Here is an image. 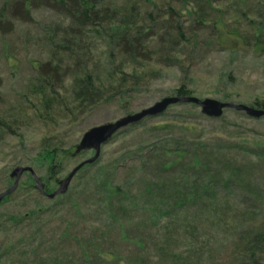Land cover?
I'll return each mask as SVG.
<instances>
[{"label":"rangeland","instance_id":"374dc122","mask_svg":"<svg viewBox=\"0 0 264 264\" xmlns=\"http://www.w3.org/2000/svg\"><path fill=\"white\" fill-rule=\"evenodd\" d=\"M107 2L122 25L131 22L122 15L137 12L150 30V60L124 61L138 79L118 95L71 112L55 106L47 116L37 70L49 61L60 72L58 82L50 81L56 98L73 104L70 83L78 72L68 54L51 44H62L69 21L45 0H32L31 21L20 20L0 0L2 23L13 25L0 32V194L13 183L10 173L25 167L51 194L93 156H72L86 131L177 97L182 87L200 101L254 109L264 103V0ZM104 27L97 35L83 31L87 51L79 63L100 68L105 62ZM47 145L58 151L54 172L40 157ZM175 149L184 155L180 164L171 154ZM100 167L120 190L117 198L107 200L93 184ZM10 242L12 264H264V118L225 110L211 119L194 105L169 107L115 134L95 164L53 200L24 173L0 204L4 261Z\"/></svg>","mask_w":264,"mask_h":264},{"label":"trees","instance_id":"16d2710c","mask_svg":"<svg viewBox=\"0 0 264 264\" xmlns=\"http://www.w3.org/2000/svg\"><path fill=\"white\" fill-rule=\"evenodd\" d=\"M45 1L47 2V6L52 11L59 13L69 21L67 28L64 30L65 38L62 40V44L60 46H57L55 43L51 44L54 48L58 47L56 50H61L64 52V54H68V56L72 59L74 72H78L77 76H75L70 83L69 94L73 102L72 106H70L62 104V101H60L59 97L56 98L57 93L50 83L51 80H54L55 82L60 80L59 69H57L56 66H52L54 62L49 61L48 63L39 66L37 72L41 75V82L43 83L41 86L42 92L40 94V103L43 106L44 112L47 116L51 114V110L55 106H66L70 112L72 110L74 111L81 109L83 105L92 107L96 105V102H98L101 98L104 99L105 96L114 97L118 95V93L124 89L125 85L130 82V79H138L137 75H133L132 72L128 73L125 70L123 63L126 59L132 60V62L136 64L150 60L151 52L146 43L147 37L150 36V30L138 22V15L134 9H131L132 11L128 15L121 16L123 18L126 17L127 20L121 17L119 18L128 21L126 24H129L130 20V25L134 28L133 31L128 27L130 25H122L124 24V21H116V18L119 17V13L116 11L117 9H115V7L111 6L112 3H108L107 0ZM31 2L32 0H5V8L10 5L13 16L18 17L20 20L23 19L25 21H31L29 12V6ZM3 13L4 10H1L0 32L7 31L13 26L10 22L2 23L1 18ZM146 17L150 20L152 19L151 14H148ZM111 21L117 24L114 26L113 24H110ZM103 24L106 26L104 27V30L107 29L105 62L100 66V68L93 63L90 65L79 63L78 57L85 50L87 51L80 40V37L83 35V31L90 30L97 35L99 34V29L103 31ZM118 58L123 59L120 64L116 63L115 61ZM117 64L119 66H117ZM96 71H100V73L103 74V77L100 78ZM115 86L117 87L114 88ZM176 96L188 97L190 96V91L182 87L176 91ZM258 106H260L261 110H264V103H260ZM46 142L47 140H45L43 144ZM67 153L68 152H66V154ZM40 154L41 159L44 158L45 160L49 161L48 167H51L50 171L54 172V165L57 164V160L55 158L58 157V151H56V149H50V147L47 145V147H45L44 150L40 152ZM171 154L174 155V159L178 161V164L182 162L181 159L184 156L182 152L180 153V151L175 149L173 152L171 151ZM197 159L193 160L192 165H198L199 159ZM93 165L85 166L84 168H88ZM94 177L93 184L97 189H99L101 195L104 196V198L107 200H112L120 195V190L111 186L105 168H98L97 172L94 174ZM42 184L45 190L46 186L44 183ZM12 247L14 246L11 244V242L6 245L5 251L7 252V257L4 261L2 259V255H0V264H12ZM20 263L26 264V261L22 260Z\"/></svg>","mask_w":264,"mask_h":264},{"label":"water","instance_id":"95a60500","mask_svg":"<svg viewBox=\"0 0 264 264\" xmlns=\"http://www.w3.org/2000/svg\"><path fill=\"white\" fill-rule=\"evenodd\" d=\"M175 105H194L200 109L202 115L211 119L220 118L225 110L242 112L247 117L255 120L264 118V110L254 109L243 105L221 103L210 99L200 101L193 97L164 98L155 103L153 106L136 114L125 116L114 123L97 126L86 131L82 135L79 143L74 147L72 156H77L87 151L93 152V156L90 159L81 162L74 169H72L64 179L58 182L57 189L51 194H47L45 192L42 182L36 177L30 168L25 167L14 169L9 175V179L13 180V183L8 187V189L0 194V204L15 192L20 178L24 173H28L30 175L34 181V189L43 197L53 200L58 196L64 195L67 192L72 179L82 168L93 165L97 161L100 155L101 147L105 145L115 134L129 126L137 125L145 119L158 117L169 107Z\"/></svg>","mask_w":264,"mask_h":264},{"label":"flooded vegetation","instance_id":"af4514ba","mask_svg":"<svg viewBox=\"0 0 264 264\" xmlns=\"http://www.w3.org/2000/svg\"><path fill=\"white\" fill-rule=\"evenodd\" d=\"M7 199V198H6Z\"/></svg>","mask_w":264,"mask_h":264}]
</instances>
